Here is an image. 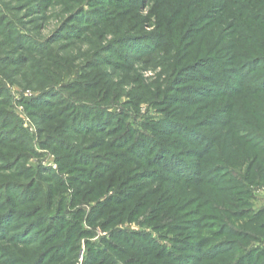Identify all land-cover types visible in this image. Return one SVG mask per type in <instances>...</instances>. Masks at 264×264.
Segmentation results:
<instances>
[{"label":"rangeland","instance_id":"obj_1","mask_svg":"<svg viewBox=\"0 0 264 264\" xmlns=\"http://www.w3.org/2000/svg\"><path fill=\"white\" fill-rule=\"evenodd\" d=\"M0 264H264V0H0Z\"/></svg>","mask_w":264,"mask_h":264}]
</instances>
